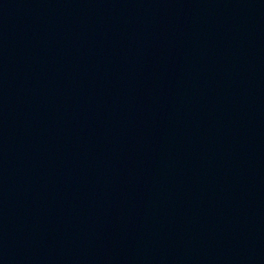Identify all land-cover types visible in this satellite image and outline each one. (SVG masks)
Returning a JSON list of instances; mask_svg holds the SVG:
<instances>
[{
	"label": "water",
	"instance_id": "1",
	"mask_svg": "<svg viewBox=\"0 0 264 264\" xmlns=\"http://www.w3.org/2000/svg\"><path fill=\"white\" fill-rule=\"evenodd\" d=\"M0 264H264V0H0Z\"/></svg>",
	"mask_w": 264,
	"mask_h": 264
}]
</instances>
